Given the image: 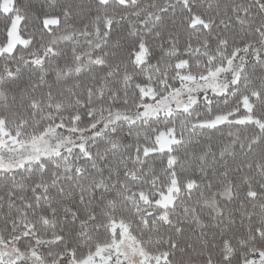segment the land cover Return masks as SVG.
I'll list each match as a JSON object with an SVG mask.
<instances>
[{
    "label": "snow or ice",
    "instance_id": "obj_1",
    "mask_svg": "<svg viewBox=\"0 0 264 264\" xmlns=\"http://www.w3.org/2000/svg\"><path fill=\"white\" fill-rule=\"evenodd\" d=\"M0 264H264V0H0Z\"/></svg>",
    "mask_w": 264,
    "mask_h": 264
}]
</instances>
